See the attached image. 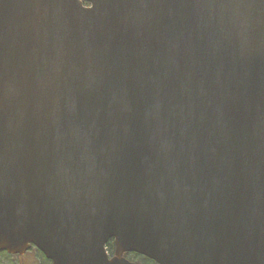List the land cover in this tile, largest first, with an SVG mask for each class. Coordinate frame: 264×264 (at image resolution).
Returning a JSON list of instances; mask_svg holds the SVG:
<instances>
[{"label": "water", "instance_id": "obj_1", "mask_svg": "<svg viewBox=\"0 0 264 264\" xmlns=\"http://www.w3.org/2000/svg\"><path fill=\"white\" fill-rule=\"evenodd\" d=\"M31 247L264 264V0H0V253Z\"/></svg>", "mask_w": 264, "mask_h": 264}, {"label": "trees", "instance_id": "obj_2", "mask_svg": "<svg viewBox=\"0 0 264 264\" xmlns=\"http://www.w3.org/2000/svg\"><path fill=\"white\" fill-rule=\"evenodd\" d=\"M106 250H107V252H108V254L110 256L113 255L114 243H113L112 240H109L107 242V244H106ZM39 254H41V253L39 252ZM0 256L3 259H9V258H12V257L18 258L19 261L22 259L20 256H16V255L15 256H11V255H8L4 251L2 253H0ZM41 256L43 257L42 254H41ZM125 258L128 259V260H130V261H132V262H134V263H136V264H156L152 260H150V259L148 260L145 257H143L142 255L136 254V253H126L125 254ZM44 260H45L46 263H48V264L50 263L45 257H44ZM20 264H23V263H20Z\"/></svg>", "mask_w": 264, "mask_h": 264}, {"label": "rangeland", "instance_id": "obj_3", "mask_svg": "<svg viewBox=\"0 0 264 264\" xmlns=\"http://www.w3.org/2000/svg\"><path fill=\"white\" fill-rule=\"evenodd\" d=\"M22 260H18V258H9V259H3L0 256V264H20L22 261L25 264H48L45 262L44 257L39 254V251L35 250V248H31L26 251V253L21 256ZM50 264V263H49Z\"/></svg>", "mask_w": 264, "mask_h": 264}, {"label": "flooded vegetation", "instance_id": "obj_4", "mask_svg": "<svg viewBox=\"0 0 264 264\" xmlns=\"http://www.w3.org/2000/svg\"><path fill=\"white\" fill-rule=\"evenodd\" d=\"M22 260V259H21ZM22 263L24 264V262L22 261Z\"/></svg>", "mask_w": 264, "mask_h": 264}]
</instances>
